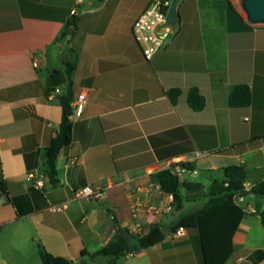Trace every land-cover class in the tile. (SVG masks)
Returning a JSON list of instances; mask_svg holds the SVG:
<instances>
[{
  "label": "crops",
  "instance_id": "obj_1",
  "mask_svg": "<svg viewBox=\"0 0 264 264\" xmlns=\"http://www.w3.org/2000/svg\"><path fill=\"white\" fill-rule=\"evenodd\" d=\"M151 1L0 0V177L9 192L0 201V264H29L39 245L73 264H109L94 254L119 226L133 254L116 264H203L198 230L173 236L170 225L207 198L168 209L164 192L140 189L179 162L193 171L184 180L206 171L209 183L196 181L206 189L233 164L245 168L249 190L264 180V25L248 24L234 0H180L175 32L147 60L133 27ZM73 16L74 35L60 40ZM74 59L70 76L66 63ZM70 81L72 108L80 95L85 99L79 116L73 109L72 142L60 151L52 182L44 153L62 121L60 99ZM237 84L250 87L249 105H230ZM173 88L181 90L174 101ZM192 88L205 98L202 109L188 102ZM29 173L44 176L42 189ZM86 186L101 195L76 199ZM257 196L237 201L246 203L245 215L226 264H264V204ZM136 221L142 234L162 225L165 239L140 247L128 232Z\"/></svg>",
  "mask_w": 264,
  "mask_h": 264
},
{
  "label": "trees",
  "instance_id": "obj_2",
  "mask_svg": "<svg viewBox=\"0 0 264 264\" xmlns=\"http://www.w3.org/2000/svg\"><path fill=\"white\" fill-rule=\"evenodd\" d=\"M229 6L236 12L231 2ZM77 19L76 16H73L66 23L59 37L60 40L74 35ZM66 64L68 73L73 76L76 60L67 61ZM180 93V89L173 88L170 90L169 96L174 101ZM73 98V88L70 81L66 93L60 99L63 110L62 121L44 153L46 172L52 182L57 181L56 159L60 151L72 142ZM187 99L194 109H202L205 105V98L197 88L189 90ZM251 100V89L247 84H237L232 87L229 97L231 106H246L251 103ZM178 164L191 168V164L188 162H179ZM176 165L174 163L170 167L161 169L155 175L162 190L165 193L173 194L175 209L180 210L185 201L195 200L199 197L207 198V202L203 208L181 212L178 218L171 223V231L175 232L180 227L196 228L199 233L203 264H226L234 250L233 236L245 215V209L235 201V196H246L253 193L264 197V180L249 190L246 186L247 173L245 168L242 165L233 164L223 167L222 177L213 178L206 189L200 182L180 180L175 172ZM1 196L9 199L8 186L2 176L0 177ZM261 219L264 225V210L261 211ZM115 222L117 223L116 220ZM128 232L132 234L130 231ZM133 237L140 247L148 248L165 239L164 227L160 224H154L147 233L133 235ZM129 252L128 240L123 229L119 226L114 238L94 255L109 257V264H116L117 259ZM39 255L43 264H73L71 259L54 255L42 245H39Z\"/></svg>",
  "mask_w": 264,
  "mask_h": 264
},
{
  "label": "built area",
  "instance_id": "obj_3",
  "mask_svg": "<svg viewBox=\"0 0 264 264\" xmlns=\"http://www.w3.org/2000/svg\"><path fill=\"white\" fill-rule=\"evenodd\" d=\"M172 0H152L149 6L140 13L138 18L136 19L133 27V35L135 40L140 44L142 47L144 56L147 60H151L154 54L161 48L165 47L175 32V27L168 22V13L171 6ZM76 9L71 11V14H75ZM35 65H37L35 63ZM56 92H59V89H56ZM52 98V94L49 95ZM84 95H80V97L74 101L73 109L77 116L80 115L82 111V106L84 103ZM171 166V165H170ZM169 166V167H170ZM175 172L180 180H184L185 173L193 172L191 169L183 167L182 165L177 164L175 166ZM28 180L32 181L34 186L37 189H42L45 185L44 176L35 175V173L28 174ZM151 188L158 189L160 192H164L160 186V184L153 183L150 184L148 187H144L140 189V191L145 192L146 195L150 193ZM165 193V192H164ZM168 198L170 199V203L168 204V209H171L174 196L173 194L165 193ZM101 192L94 189L91 186H86L82 189H79L75 192L76 199L82 198H91V197H99ZM242 200L241 195L235 196V201ZM137 203H134L133 207V214H135V210L137 208ZM141 210H146V207L143 205H139ZM65 205H52L50 207L51 210L58 211L62 210ZM131 233L135 235H142L143 230L139 221L133 223L132 227L130 228ZM185 233V228L180 227L177 231L173 232V236H182ZM129 255L133 253L129 252Z\"/></svg>",
  "mask_w": 264,
  "mask_h": 264
},
{
  "label": "water",
  "instance_id": "obj_4",
  "mask_svg": "<svg viewBox=\"0 0 264 264\" xmlns=\"http://www.w3.org/2000/svg\"><path fill=\"white\" fill-rule=\"evenodd\" d=\"M180 0H172L168 13V22L175 26L178 21V4ZM243 14L253 25H264V0H241Z\"/></svg>",
  "mask_w": 264,
  "mask_h": 264
},
{
  "label": "rangeland",
  "instance_id": "obj_5",
  "mask_svg": "<svg viewBox=\"0 0 264 264\" xmlns=\"http://www.w3.org/2000/svg\"><path fill=\"white\" fill-rule=\"evenodd\" d=\"M234 1L236 2V5L239 7V9L243 12V10H242V8H241V5H240L241 0H234ZM243 13H244V12H243ZM216 174H217V173H216ZM190 178L193 179V180H195V181H202V182H204L206 185L209 183V175L207 174L206 171H202V170H201L199 174H197V175H192V176H190ZM256 198H257V200L261 201L262 204H264V197L257 196ZM256 198H255V200H256ZM4 199H6L5 196H1V197H0V201H1V200H4ZM6 200H7V199H6ZM240 204H241L242 206H245V205H246V203H244V202H241ZM263 206H264V205H261L260 208L262 209ZM6 231H7V230L5 229L4 232H6ZM4 232H3V236L6 235ZM2 239H3L2 236H0V248H1V246H2V241H3ZM4 242H5V241H4ZM21 264H23V262H21ZM29 264H43L40 255H39V254H36V256H35V260H31V261L29 262Z\"/></svg>",
  "mask_w": 264,
  "mask_h": 264
}]
</instances>
